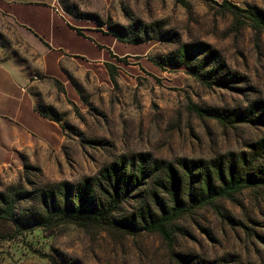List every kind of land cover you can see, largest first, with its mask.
I'll use <instances>...</instances> for the list:
<instances>
[{
    "label": "rangeland",
    "instance_id": "1",
    "mask_svg": "<svg viewBox=\"0 0 264 264\" xmlns=\"http://www.w3.org/2000/svg\"><path fill=\"white\" fill-rule=\"evenodd\" d=\"M224 1L264 13V0L86 3L95 16L78 26L81 34L116 35L120 43L106 49L103 63L67 58L59 78L39 77L31 89L59 124L63 147L45 173L25 163L20 172L0 179V192L17 183L28 190L77 183L119 156L206 160L243 152L263 139L264 32L244 19L235 22L221 7ZM101 43L111 45L107 39ZM197 43L215 57L205 72L217 69L215 78L222 83H205L203 75L174 60L182 44ZM194 106L229 112L256 106L261 123L223 125L197 115ZM25 165L40 173L25 172ZM133 204L123 209L130 211ZM215 205L217 212L203 207L174 221L175 257L155 233L121 236L63 224L17 235L10 222L0 220V264H264V187L243 189Z\"/></svg>",
    "mask_w": 264,
    "mask_h": 264
},
{
    "label": "trees",
    "instance_id": "2",
    "mask_svg": "<svg viewBox=\"0 0 264 264\" xmlns=\"http://www.w3.org/2000/svg\"><path fill=\"white\" fill-rule=\"evenodd\" d=\"M174 1L187 5L186 0ZM221 7L235 22L244 19L256 32H264L261 10L241 9L227 1ZM173 58L194 75H203L205 83L208 79H215V83L223 81L215 78L217 69L205 72L215 64V57L204 44H182ZM194 111L223 125L261 123L256 106L230 112L194 106ZM27 171L40 173L38 168L25 165ZM254 187H264V138L248 144L243 152L206 160L178 158L168 162L146 154L119 156L96 175L77 183L63 181L30 186V190L19 183L12 184L0 192V220L10 222L17 235L63 224H73L87 232L104 229L121 236L155 233L175 257L172 250L175 220L203 207L217 212V200H231L241 190ZM129 201L134 204L130 211H125L123 208Z\"/></svg>",
    "mask_w": 264,
    "mask_h": 264
},
{
    "label": "crops",
    "instance_id": "3",
    "mask_svg": "<svg viewBox=\"0 0 264 264\" xmlns=\"http://www.w3.org/2000/svg\"><path fill=\"white\" fill-rule=\"evenodd\" d=\"M95 1L106 2L0 0V179L20 172L25 163L44 173L56 163L63 133L31 88L39 77L59 78L67 58L103 63L106 49L120 43L78 29L95 16L94 8L86 5ZM104 39L111 45L101 43ZM93 49L97 54H89Z\"/></svg>",
    "mask_w": 264,
    "mask_h": 264
}]
</instances>
